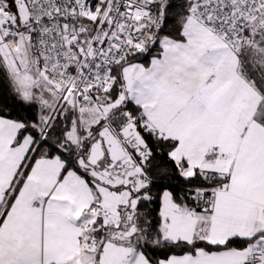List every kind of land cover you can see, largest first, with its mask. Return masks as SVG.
Returning <instances> with one entry per match:
<instances>
[{
  "label": "snow or ice",
  "instance_id": "6c2138e0",
  "mask_svg": "<svg viewBox=\"0 0 264 264\" xmlns=\"http://www.w3.org/2000/svg\"><path fill=\"white\" fill-rule=\"evenodd\" d=\"M0 264H264V0H0Z\"/></svg>",
  "mask_w": 264,
  "mask_h": 264
}]
</instances>
